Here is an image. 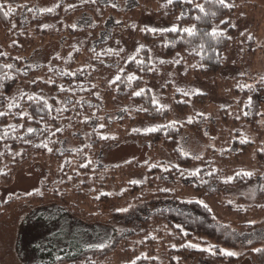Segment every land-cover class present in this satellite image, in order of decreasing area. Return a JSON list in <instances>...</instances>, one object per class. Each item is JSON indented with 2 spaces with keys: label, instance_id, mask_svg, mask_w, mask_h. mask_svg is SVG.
Masks as SVG:
<instances>
[{
  "label": "trees",
  "instance_id": "trees-1",
  "mask_svg": "<svg viewBox=\"0 0 264 264\" xmlns=\"http://www.w3.org/2000/svg\"><path fill=\"white\" fill-rule=\"evenodd\" d=\"M196 2L207 15L185 0L164 4V19L180 31L152 32L139 20L127 18L124 23H111L114 26L104 37L107 25L120 17L118 5L103 0H60L55 10L39 14L35 0H0L13 10L8 17L0 12L4 52L0 57V172L6 173L0 175V187L10 186L14 174L33 163L45 170L37 191L0 203V219L19 204L53 203L89 227L78 232L74 227L62 253L47 246L38 251L34 264H238L245 256L254 264H264L261 246L226 255L227 245L234 242L229 223L217 221L209 205L197 199L201 194L205 200L217 199L222 189L247 185L256 177L260 180L257 200L264 198V170L251 176L241 170L230 175L229 166L248 152L251 143L233 140L232 147L216 150L219 142L208 143L203 117L195 115L191 123L167 122L165 108L152 102L148 89L143 88L145 79L158 76L150 62L151 47L161 55L159 64L174 60L177 72L201 79H211L223 67L235 32L231 9L217 0ZM78 14L88 15L91 23L73 27ZM185 28H194L195 34L185 33ZM214 29L221 35L213 37ZM51 39L61 41L59 54L49 63L25 70L23 58ZM246 61L251 63L252 58ZM129 75L136 79L129 81ZM141 90L142 95H134ZM243 91L250 94L243 118L252 124L259 114L258 92L264 94V80ZM194 97L198 103L206 100L205 94ZM173 103L176 111L189 112L184 98ZM225 111L221 118L226 120ZM138 120H156L151 124L156 130L134 131L131 127ZM182 130L206 146L203 154L189 155L180 149ZM114 131L118 132L112 136ZM81 132L89 137L88 144L73 151L61 150L64 140L82 137ZM130 139L146 147L145 162L98 166L102 150ZM129 172H144L145 180H132ZM154 199L167 200L173 207L148 213L139 221V230L113 239L112 248L88 245L91 239L109 242L114 235L103 224L105 220L98 221L104 218L103 206L109 211ZM225 205L222 208L229 216L242 218L251 211L250 207L236 210Z\"/></svg>",
  "mask_w": 264,
  "mask_h": 264
},
{
  "label": "rangeland",
  "instance_id": "rangeland-1",
  "mask_svg": "<svg viewBox=\"0 0 264 264\" xmlns=\"http://www.w3.org/2000/svg\"><path fill=\"white\" fill-rule=\"evenodd\" d=\"M59 2L60 0H35V9L39 14L49 13L55 10ZM103 2L118 5L121 10L120 17L112 19L110 23L107 22L109 24L103 34L104 37L112 30L114 24L111 23H124L127 18L139 20L142 25L159 31L176 27L175 23L165 20L164 13L161 12L168 0H103ZM226 3L234 5L230 8V18L235 32L231 35V46L224 54L223 67L211 79H201L191 73L177 72L174 60H165L164 64H159L161 55L151 47L150 62L152 68L157 70L158 76L145 79L143 88L148 89L152 102L155 101V104L165 108L167 122L183 124L195 115L203 117L207 123L204 132L208 137V143L219 142L215 144L216 150L232 147L233 140L250 142L248 152L240 155L229 166L232 169L230 175L239 170L251 174L259 170V173H262L264 94L258 92L259 114L255 122L247 124L243 115L246 113V100L250 94L244 93L243 89L253 87L264 80V0H226ZM48 9L52 11H47ZM147 11L155 13L149 14ZM72 23L76 28L91 23V19L86 14H78ZM249 37L252 39V45ZM61 44L60 40L51 39L34 48L29 56L23 58L22 67L27 70L49 63L53 56L59 54ZM3 55L0 45V57ZM249 57L252 58L251 63L246 61ZM185 92L188 95H184ZM197 93L206 95L204 103H198L195 97L193 98ZM176 98L186 100L189 105L188 113L183 114L175 110L173 101ZM223 109H226L225 113H228L229 119L221 118ZM156 123V120H150L149 123L138 120L131 128L134 131L138 130L136 132H144L153 128L154 125L151 124ZM117 132L114 131L111 135L114 136ZM219 132L222 137L217 138ZM81 136L75 135L64 140L61 150L73 151L88 144L87 134L81 132ZM221 142L223 143L220 144ZM178 146L184 153L194 156L203 154L206 149V146L187 130L180 133ZM145 160L146 147L130 139L102 150L97 164L101 167H113L127 162L142 164ZM217 162L219 159L215 160V166ZM44 177L45 170L39 163H33L30 167L17 171L10 186L0 187V203L19 199L37 191ZM129 177L138 182L145 180L144 172H129ZM259 182V178L256 177L247 185L222 189L217 199L205 200L204 195L197 196L199 201L209 205L217 221L229 223L227 228L231 231L230 239L233 237L234 242H230L227 248L236 255L243 254L249 250L248 248L257 250L258 246L264 247V198L257 200ZM224 204H226L224 207L229 204L236 210L250 207L251 211L242 218L229 216L222 208ZM169 207H173V204L164 199H154L141 206L121 207L109 211L103 206L101 216L104 218H98V221L105 220L103 224H108L114 235L109 242L101 240L102 238L96 242L91 239L88 245L99 247V244L101 250L105 247L112 248L115 243L113 239L139 230V221L148 213ZM86 228L89 229L56 204L39 206L19 204L14 211L0 219V264H34L35 254L46 246L62 253L66 248V242L74 234L71 231L73 229L75 232L86 231ZM193 264L198 263L194 261ZM238 264L254 263L245 256Z\"/></svg>",
  "mask_w": 264,
  "mask_h": 264
},
{
  "label": "snow or ice",
  "instance_id": "snow-or-ice-1",
  "mask_svg": "<svg viewBox=\"0 0 264 264\" xmlns=\"http://www.w3.org/2000/svg\"><path fill=\"white\" fill-rule=\"evenodd\" d=\"M93 2H95V0H93ZM185 2H186V3H189V4H195V8L198 9L199 12L204 13L205 15H207L204 6L201 5V4H199V3H197L196 0H185ZM206 2H208V0H206ZM217 2H218L221 6H223V7H229V8L234 7V5L227 4V3H226V0H217ZM168 3H172V0H168ZM5 8H7V10H5ZM12 11H13V10H12V7H11L10 5L6 6V5H4V4H0V12H2L3 15H4L5 17H8V16L12 13ZM47 11H52V9H48ZM213 15H215V13H213ZM197 19H200V17H197ZM150 31H152V32H156L157 30H156V29H150ZM168 31L177 32V31H180V29H178L177 27L174 26V27H172L171 29H168ZM183 31H184L185 33L189 34V35H194V34H195V29H194V28H185V29H183ZM211 35H212L213 37H217L218 35H221V33H219L217 30L214 29V30L212 31ZM249 39H250V37H249ZM161 63H163V61H161ZM8 67H11V65H9ZM116 79L119 80V79H120V76L117 75ZM135 79H136V76H135V75H129V76H128V80H129V81H133V80H135ZM241 87H243V86H241ZM142 91H143V90H141V91H137V92L134 93V95H136V96H140V95H142ZM183 94H184V95H188V93H186V92L183 93ZM154 102H155V101H154ZM44 103L47 104V101H45ZM0 115H3V114L0 113ZM189 123H191V120H189ZM155 130H156V129H154V128H149V129H147L146 131H155ZM29 131L31 132L32 129H29ZM136 131H138V130H136ZM241 142L243 143L244 141H241ZM44 146L47 147V145H44ZM49 151H51V149H49ZM194 174H195V173H194ZM0 175H6V173H2V172H0ZM247 175L251 176V173H247ZM134 182H135V181H134ZM225 182H229V181H225ZM189 246H190V247H194V245H189ZM225 254H226V255H229V256H234V255H236V254L233 253V252H227V253H225ZM133 264H134V262H133Z\"/></svg>",
  "mask_w": 264,
  "mask_h": 264
}]
</instances>
